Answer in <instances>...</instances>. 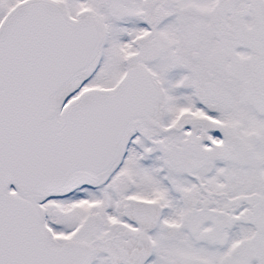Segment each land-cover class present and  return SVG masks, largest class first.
Here are the masks:
<instances>
[{
    "label": "snow or ice",
    "instance_id": "obj_1",
    "mask_svg": "<svg viewBox=\"0 0 264 264\" xmlns=\"http://www.w3.org/2000/svg\"><path fill=\"white\" fill-rule=\"evenodd\" d=\"M0 264H264V0H0Z\"/></svg>",
    "mask_w": 264,
    "mask_h": 264
}]
</instances>
